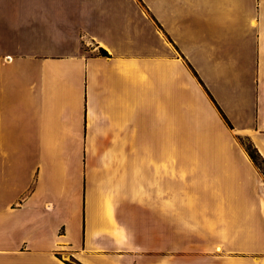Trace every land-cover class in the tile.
Segmentation results:
<instances>
[{
	"label": "crops",
	"instance_id": "obj_1",
	"mask_svg": "<svg viewBox=\"0 0 264 264\" xmlns=\"http://www.w3.org/2000/svg\"><path fill=\"white\" fill-rule=\"evenodd\" d=\"M240 139L264 0H0V264H264Z\"/></svg>",
	"mask_w": 264,
	"mask_h": 264
},
{
	"label": "rangeland",
	"instance_id": "obj_2",
	"mask_svg": "<svg viewBox=\"0 0 264 264\" xmlns=\"http://www.w3.org/2000/svg\"><path fill=\"white\" fill-rule=\"evenodd\" d=\"M83 49L85 50V48L83 47ZM239 143L241 144V146L245 149V151L247 150L248 153H250L251 149H250V146L248 144V142L246 140H242L240 139L239 140ZM246 151V152H247ZM249 156V155H248ZM250 158V157H249ZM256 164H257V169L259 170V172L263 175V178H264V166L259 162V160L257 158L254 159ZM252 161V160H251ZM253 162V161H252ZM185 242V238L184 236H180L179 237V247L182 246V244ZM181 244V245H180ZM180 250L184 249V248H179ZM180 254L181 255H184V251H180Z\"/></svg>",
	"mask_w": 264,
	"mask_h": 264
},
{
	"label": "trees",
	"instance_id": "obj_3",
	"mask_svg": "<svg viewBox=\"0 0 264 264\" xmlns=\"http://www.w3.org/2000/svg\"><path fill=\"white\" fill-rule=\"evenodd\" d=\"M99 55L103 56V57H108V55L106 54V52H104L103 50H99ZM250 146V153L247 154L249 155L250 159L253 161V163L257 166L256 162H255V158H257L259 160V162L264 166L263 162L261 161L260 157L257 155L256 151L252 148V146L249 144ZM65 264H79L74 260H71L70 262H65Z\"/></svg>",
	"mask_w": 264,
	"mask_h": 264
}]
</instances>
